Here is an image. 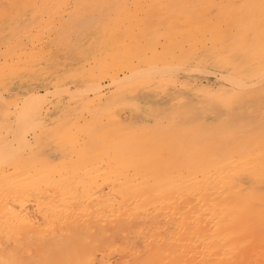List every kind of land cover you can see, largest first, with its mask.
Masks as SVG:
<instances>
[{"label":"bare ground","instance_id":"bare-ground-1","mask_svg":"<svg viewBox=\"0 0 264 264\" xmlns=\"http://www.w3.org/2000/svg\"><path fill=\"white\" fill-rule=\"evenodd\" d=\"M0 264H264V0H0Z\"/></svg>","mask_w":264,"mask_h":264},{"label":"rangeland","instance_id":"rangeland-1","mask_svg":"<svg viewBox=\"0 0 264 264\" xmlns=\"http://www.w3.org/2000/svg\"><path fill=\"white\" fill-rule=\"evenodd\" d=\"M110 4V3H109ZM54 6V5H53ZM110 8L112 7V9H115L116 7H118L119 6V4H113V3H111L110 5ZM74 7H75V3L74 2H70V3H68V4H66L65 5V8H64V6H62V8L61 7H52L53 9L52 10H50V11H53V13H57V12H59V13H61V12H63V13H70V12H72L73 11V9H74ZM126 7L128 8V9H130V14L132 15V16H134L136 19H141L142 17H144L145 16V14L147 13V7L146 6H144L143 4H141V3H138V2H135V3H129L128 5H126ZM42 7H39V8H37V7H34L33 9H32V14L34 15H36L38 12H39V9H41ZM45 10L44 11H47L48 9H50L49 7L47 8L46 6H45ZM61 10V11H60ZM64 10V11H63ZM52 12H44V14H46V19H48V16H49V18L50 17H53V18H55V16L54 15H52L51 14ZM57 24H55L53 27H52V30L51 31H49L48 29H46V28H44V29H41V30H37V28H34L33 30H32V32H31V35L33 36V38L36 40L38 37H42L41 35H43V37L45 36V38L44 39H50L51 37H53V35H54V33H55V31L56 30H58L57 29ZM139 31H138V29L137 28H134V30H133V33H138ZM47 36V37H46ZM196 77L199 79L200 77V80H202V81H204V82H206L207 80L208 81H212L213 80V75L210 73H202V74H198V75H196ZM206 80V81H205ZM102 85L104 86V88L105 89H108V88H112V86L109 84V82H108V80H106V78H104L103 79V82H102ZM43 91L44 90H41V92L43 93ZM45 93V92H44ZM49 93H51V92H49Z\"/></svg>","mask_w":264,"mask_h":264}]
</instances>
